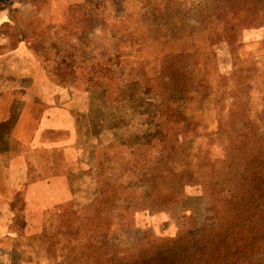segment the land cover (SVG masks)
<instances>
[{"label":"rangeland","instance_id":"rangeland-1","mask_svg":"<svg viewBox=\"0 0 264 264\" xmlns=\"http://www.w3.org/2000/svg\"><path fill=\"white\" fill-rule=\"evenodd\" d=\"M50 6L93 28L94 97L144 109L145 133L50 209L49 260L264 264V0H0V47Z\"/></svg>","mask_w":264,"mask_h":264},{"label":"crops","instance_id":"crops-1","mask_svg":"<svg viewBox=\"0 0 264 264\" xmlns=\"http://www.w3.org/2000/svg\"><path fill=\"white\" fill-rule=\"evenodd\" d=\"M71 9L40 8L26 28L8 18L2 37L0 264H55L41 246L47 213L80 198L100 151L144 140V109L94 97L108 88L93 75V28L75 37Z\"/></svg>","mask_w":264,"mask_h":264}]
</instances>
